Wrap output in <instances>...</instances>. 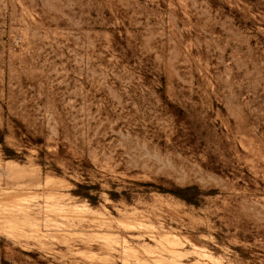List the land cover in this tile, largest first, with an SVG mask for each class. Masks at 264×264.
I'll list each match as a JSON object with an SVG mask.
<instances>
[{
  "label": "rangeland",
  "instance_id": "obj_1",
  "mask_svg": "<svg viewBox=\"0 0 264 264\" xmlns=\"http://www.w3.org/2000/svg\"><path fill=\"white\" fill-rule=\"evenodd\" d=\"M0 219V264H264V0H0Z\"/></svg>",
  "mask_w": 264,
  "mask_h": 264
},
{
  "label": "trees",
  "instance_id": "obj_2",
  "mask_svg": "<svg viewBox=\"0 0 264 264\" xmlns=\"http://www.w3.org/2000/svg\"><path fill=\"white\" fill-rule=\"evenodd\" d=\"M9 150L5 148V152H8ZM79 187H84V186H79ZM195 188L194 187H187L179 190H175L173 193L176 194L177 196L183 198L187 202H192L193 198L190 195L191 191H193ZM111 195H115L114 193H111ZM86 198H88L91 202H95L97 200V196L91 195L89 193L83 194Z\"/></svg>",
  "mask_w": 264,
  "mask_h": 264
},
{
  "label": "bare ground",
  "instance_id": "obj_3",
  "mask_svg": "<svg viewBox=\"0 0 264 264\" xmlns=\"http://www.w3.org/2000/svg\"><path fill=\"white\" fill-rule=\"evenodd\" d=\"M54 196H55V195H54ZM24 207H25V206H24ZM26 209H27V210H26ZM83 210H84V209H81V208H80V210H79V207H78V210L75 209V210H73V212H74V213L76 212V213H78V214H81V213H84ZM24 211L27 213V212H28V208H24ZM64 211H65V210H64ZM29 212H30V211H29ZM27 214H28V213H27ZM68 215H69V213H68ZM15 217H16V216H15ZM15 217H14V218H15ZM12 219H13V218H12ZM0 221H1V219H0Z\"/></svg>",
  "mask_w": 264,
  "mask_h": 264
}]
</instances>
